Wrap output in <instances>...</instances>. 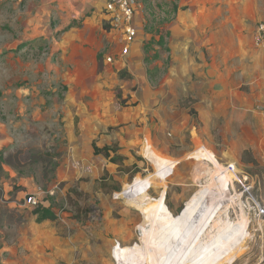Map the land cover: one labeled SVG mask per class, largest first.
<instances>
[{"label":"rangeland","instance_id":"obj_1","mask_svg":"<svg viewBox=\"0 0 264 264\" xmlns=\"http://www.w3.org/2000/svg\"><path fill=\"white\" fill-rule=\"evenodd\" d=\"M58 2L0 0V146L8 158L0 185V264H167L176 258L171 253L175 241L190 233L181 241L187 240L184 248L202 238L206 231L198 230L200 224H210L222 210L221 219L243 233L227 258L213 264H264V222L231 172L235 167L238 177H246L255 199L264 203V167L241 163L235 143L240 131L245 146L261 141L264 103L246 105L237 95L224 98L220 90L208 99L214 81L199 67L198 53L190 48L185 53L183 39L171 35L164 47L157 44L161 33L173 28L178 0H138L142 31L125 57L103 17L91 9L68 20ZM229 3L217 4L213 12L216 32L226 15L241 31L264 21V5L241 12L238 0ZM222 40L218 37L217 45ZM244 40L226 39L227 56L234 60ZM184 42L190 47L192 40ZM220 72V81L230 83L232 71L222 67ZM242 81L237 83L246 94L248 80ZM117 90L126 104L116 98ZM198 101L203 113L194 118L189 109ZM212 103L214 111L208 109ZM92 140L118 144L127 164H137L142 172L131 179L115 173L116 182L95 188L104 168L102 157L93 154ZM197 150L200 160L164 173L163 164L174 161L172 156ZM180 173L194 188L175 213L164 192L166 182L174 183ZM208 186L215 188L214 195L173 238L143 206L146 197L149 205L159 200L183 218L188 202ZM73 187L82 192L73 195L77 206L68 199ZM182 187L174 184L169 193L176 188L180 193ZM32 196L37 208L26 204Z\"/></svg>","mask_w":264,"mask_h":264},{"label":"crops","instance_id":"obj_2","mask_svg":"<svg viewBox=\"0 0 264 264\" xmlns=\"http://www.w3.org/2000/svg\"><path fill=\"white\" fill-rule=\"evenodd\" d=\"M58 1V4L65 12L61 13V16H63L62 18L74 20L77 19V16H80L82 12H87L91 9L93 10V15H95L96 17H103L102 11L103 7L105 6V0ZM230 1L232 0H178V2L175 4V10H177L176 19L173 22V28L170 29L171 33L170 31L169 33L172 37L175 36L183 39V42L182 44H180V46L182 50L185 51V53H188L189 48L191 49V53H198L199 59H197V61L200 62L199 67L205 69V75L207 76L208 80L214 81L211 89L208 90V99L212 96V94L217 93V90H220V93L224 96V98L226 97L227 99H230L231 96L237 95L247 102L246 105L254 102L264 103V49L257 48L254 43V26L246 24L247 27L243 29L241 28L243 32L240 29L237 30V28L233 29L231 16L226 15L224 16L225 18L222 21L223 27L218 32H216V16L213 12L216 11L217 4H219V6L226 5ZM238 2L241 8V12L244 11L243 8L246 9L249 5H264V0H238ZM225 20L227 22L229 21L228 23L230 24H226L224 22ZM242 23H244V21ZM140 31H142V26L140 28ZM218 37H223L222 45H217ZM242 37L245 39L243 41V43H245V48H243L241 52L236 53L237 56L233 60L232 58L227 56L229 54L225 52L222 46H225L226 39ZM186 38L192 40L190 47L186 45V42H184L186 41ZM229 61H232L233 63L231 65L227 64ZM222 67H227L232 72L236 71V73L239 74V78L236 77V80H234L232 75L234 73L231 72V77H229L230 83L227 81H220L222 80V74L220 72ZM247 80L248 82H245ZM237 81H242L243 83L245 82L249 86V88H247L248 92L246 94L241 92V83H237ZM201 102L198 101V103L193 104V108H191L197 112V117L202 116L203 113V108L198 107ZM208 109H212V111H214L213 103L211 105V108L209 105ZM235 113L240 112L236 111ZM243 138H245L243 131L237 132V141L235 143L240 147L239 157H237L240 159L241 163H244L243 154L248 150L252 152L251 154L253 156V159H255L258 164L264 167V131L261 133V141L258 144L246 141L248 143V146H245ZM94 141L95 140H92V142L90 143L91 147ZM96 144L99 148L111 145V143H109L108 141H104L103 145H99L97 142ZM2 149H5V146H0V150ZM185 152L183 151L182 154L179 155V157L172 156L171 158L175 159L174 161H169L163 164V167L167 166V171H164V173H166L167 175L172 173L174 174L178 165H182L187 162L189 163L194 160H200V158L196 157V153L198 152V150L190 155L188 154L190 152ZM238 158H236V160H238ZM101 159L102 161L100 162L103 163L102 169L104 168L102 173H104V170H107L111 175H114L115 173L120 174L117 172V167L114 164L109 163L107 160L106 164L103 161L104 158L102 157ZM175 161L176 163L174 164ZM180 175L181 173L178 176L176 175L177 179H183V183H178V180H175V182L171 184L169 183V181H167V191L164 192L165 200L169 199L168 209L175 213L179 211L181 205L186 199L185 197L187 195L189 196L194 188L193 184L190 182L192 180H190L189 178L179 177ZM174 184L177 186V188L183 186L180 193L178 192L177 188L176 190H172V192L170 191L169 193V189H171V186Z\"/></svg>","mask_w":264,"mask_h":264},{"label":"bare ground","instance_id":"obj_3","mask_svg":"<svg viewBox=\"0 0 264 264\" xmlns=\"http://www.w3.org/2000/svg\"><path fill=\"white\" fill-rule=\"evenodd\" d=\"M226 182L227 181H224V184ZM215 191L216 190L213 186H208L199 190L188 202V211L185 213L183 218H177L173 216L166 208V206L159 200H155L156 202L154 204L149 205L147 204L149 198L146 197L143 206L148 212L153 215V217H155L157 221L165 224V226L172 231L171 235L173 238L179 231L180 228L178 229V227L180 225L188 222L191 223V221L195 219L197 210L211 199ZM226 207L227 206H225V208ZM223 211L224 210L219 211L216 214L215 218L212 219L210 224H200L201 226H199L198 230H201V232L206 231L202 238L194 240L184 248L182 247L183 243L187 240L183 242L181 241L186 236L187 239H189L191 237V235H189L190 233L185 234L181 240L175 241V243L172 244L173 249L171 250V253L176 258L173 261H168L167 264H206L207 262L208 264H213L215 259H218L217 262L221 260L219 263H221L222 260L226 259L227 257L225 256V253L241 239L238 236L243 232L241 231V229H239V227H235L226 220L221 219ZM179 244L183 249L178 246ZM180 249L182 251H180Z\"/></svg>","mask_w":264,"mask_h":264},{"label":"built area","instance_id":"obj_4","mask_svg":"<svg viewBox=\"0 0 264 264\" xmlns=\"http://www.w3.org/2000/svg\"><path fill=\"white\" fill-rule=\"evenodd\" d=\"M138 0H105L103 7V20L112 27L121 43V56L125 57L130 53L132 47L140 37V25L138 22ZM254 40L259 48L264 49V21L255 29ZM112 63V59H107ZM231 172L236 174L237 183L242 187V193L248 195V201L252 203L255 216L264 222V203L258 202L252 194V187L247 184L246 177H238L236 168L231 167ZM31 208H37L39 201L35 196L28 199L27 203Z\"/></svg>","mask_w":264,"mask_h":264},{"label":"trees","instance_id":"obj_5","mask_svg":"<svg viewBox=\"0 0 264 264\" xmlns=\"http://www.w3.org/2000/svg\"><path fill=\"white\" fill-rule=\"evenodd\" d=\"M170 36V33L168 31H163L161 33L160 39L157 42L158 45L160 46H165V39ZM98 60V72L101 73L103 70V57L100 55L97 57ZM129 77L127 74H123L121 78L123 77ZM116 98L121 101V104L124 105L126 104V100H123L122 92L121 90H117L116 92ZM189 114L197 118V112L194 109H189ZM112 128V127H110ZM92 148H93V154L95 156H101L105 160H107L109 163L114 164L117 167V172L120 174L127 175L130 179L135 177L136 175L140 174L142 172V169L137 165H128V157L121 153V148L119 147L118 144H112L110 146H105L102 148H99L96 144V141L92 143ZM249 158L250 160H247ZM138 160H141L138 158ZM243 162H251L253 165H259L258 162L251 157V151H245L243 154ZM5 165H8V158H7V151L5 149L0 150V185H2L3 180L6 176L5 172ZM114 183L116 182L115 176L111 175L107 170H104L103 175L95 181V188H103L107 183ZM16 190V187L14 188ZM121 188H117L114 190V192L120 191ZM18 190V189H17ZM105 192V191H104ZM106 193V192H105ZM108 194V193H106ZM73 195L76 196H81L82 192L76 188L73 187L72 189L69 190V195L68 199L71 204L76 205V202L73 201ZM0 200H3V192L0 186ZM164 202V200H162ZM80 210V209H79ZM88 212H86L87 214ZM79 220V219H77Z\"/></svg>","mask_w":264,"mask_h":264}]
</instances>
